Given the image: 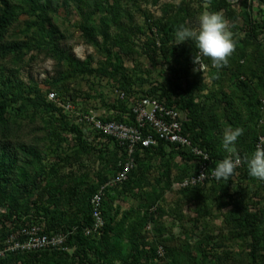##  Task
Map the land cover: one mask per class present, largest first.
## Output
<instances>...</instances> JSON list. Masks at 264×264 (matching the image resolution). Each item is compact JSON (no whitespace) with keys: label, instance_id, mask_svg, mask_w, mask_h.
<instances>
[{"label":"rangeland","instance_id":"374dc122","mask_svg":"<svg viewBox=\"0 0 264 264\" xmlns=\"http://www.w3.org/2000/svg\"><path fill=\"white\" fill-rule=\"evenodd\" d=\"M205 10L223 13L237 47L227 67L201 77L192 73L194 42L176 44L175 32L197 26ZM6 12L0 264H264V181L243 162L264 135L262 0H0V18ZM118 93L185 99L219 162L229 155L224 129L242 127L238 175L182 189L195 163L157 146L137 156L126 182L104 187L123 157L78 115L123 121L130 105ZM68 102L71 112L59 107ZM101 187L114 223L105 240L47 257L4 251L32 227L79 228Z\"/></svg>","mask_w":264,"mask_h":264},{"label":"built area","instance_id":"2783aa9c","mask_svg":"<svg viewBox=\"0 0 264 264\" xmlns=\"http://www.w3.org/2000/svg\"><path fill=\"white\" fill-rule=\"evenodd\" d=\"M195 67L194 65L192 73L201 75V77L206 76L210 70L214 69L210 65L206 72L200 73L194 71ZM118 98L129 103L133 116L132 125L113 120H102L92 110L78 115V122L89 127L97 135L109 140L121 151L123 159L119 162V169L110 184L104 185V187H116L126 182L134 166L136 150L142 152L157 147L158 141L163 142L168 147H173L175 151L188 150L193 158L196 171L181 183L182 189H192L216 181L212 172L218 162H215L206 150L194 145L189 135L183 133L182 124L186 121L185 112L178 110L174 105H168L164 99L145 96L133 102V100L128 99L125 93H118ZM49 100L55 101V95L50 94ZM59 107L65 112L73 110L69 102L62 103ZM262 142H264V135L259 136L257 145ZM240 166L232 175L233 177L238 175ZM201 173H204L206 178L200 177ZM104 187H101L89 202L91 216L89 225H84L80 229L73 227L70 230H60L55 233H46L44 229L32 227L23 230L19 240H11L10 245L4 251L9 250L21 254L67 251L68 238L77 235L78 230L85 239L89 241L98 240L105 228L103 217ZM159 255L161 256V254ZM2 257H4V253L0 252V258Z\"/></svg>","mask_w":264,"mask_h":264},{"label":"clouds","instance_id":"9594fccd","mask_svg":"<svg viewBox=\"0 0 264 264\" xmlns=\"http://www.w3.org/2000/svg\"><path fill=\"white\" fill-rule=\"evenodd\" d=\"M210 6L211 0H207ZM176 44L193 41L197 53L193 55L192 62L196 66L194 71L206 72L209 65L204 61L207 59L211 67L219 70L229 65L233 56L237 41L230 30L229 21L220 11H203L198 17L197 26L180 25L175 32ZM244 134L242 127H227L222 134V148L229 155L218 162L212 172L217 180H229L235 174L236 169L241 165L242 159L238 154L236 142ZM247 165L249 176L264 181V142L258 144L251 156L243 158ZM200 177L206 178L204 173Z\"/></svg>","mask_w":264,"mask_h":264},{"label":"trees","instance_id":"16d2710c","mask_svg":"<svg viewBox=\"0 0 264 264\" xmlns=\"http://www.w3.org/2000/svg\"><path fill=\"white\" fill-rule=\"evenodd\" d=\"M262 2L264 3V0H262ZM12 13L11 12H6L1 18H0V28L4 25H6L8 23V21L10 19H12ZM263 19H264V16H263ZM262 29H263V32H264V23L262 25ZM205 62V61H204ZM209 66L211 64H208ZM216 69H212L210 70V73L212 71H215ZM149 97V96H148ZM152 97V96H150ZM152 98H157V99H164L166 101V103L170 106H176V108L182 112H185L186 113V121L182 124V129H183V133L184 134H187L189 135V138L191 139V141L194 143V145H198L201 149H204L206 150L209 154H210V157L213 159V155L211 153V149L209 148V146L207 145V143L204 141L203 139V134L202 132H198L196 133V130L198 129L197 125L195 124V119H194V114H193V111L192 109L190 108V105L189 103H187V101L185 99H177L176 101H171V99H169L168 97H160V96H153ZM127 106V102H124ZM123 112L124 114L126 115L123 119V121L121 120H113V121H116V122H121V123H126L128 125H132V122H133V116L131 115V111H130V108H126V109H123ZM155 137V136H154ZM157 139V138H156ZM157 146L163 150H171L172 152H186L189 157L192 159V161L194 162L193 158L191 157L190 153L188 150H179V151H175L173 147H168L166 146L163 142L161 141H158L157 142ZM115 147H117L115 145ZM117 149L120 151V149L117 147ZM150 149H147V150H143L142 152H139L138 150H136L135 154H134V161L137 159V156H140L141 153L143 152H146ZM121 152V151H120ZM214 160V159H213ZM215 162H219L217 160H214ZM119 169V168H118ZM196 171V169H195ZM213 182H217L216 181H213ZM211 182V183H213ZM109 209H107L103 203V217H104V222H105V228L103 230V233L101 235V237L99 238V240H105L106 237L108 236V234L114 232V223H113V220L111 218H109V215L107 216L106 214L108 213ZM91 222V216H90V208H89V205H88V210H87V217H86V221L84 222V224L82 226H80L78 229H80L81 227H83L84 225H89ZM71 228L73 227H70L69 229L67 230H70ZM77 228V227H76ZM63 230V229H62ZM46 233H53V232H49V231H46ZM55 233V232H54ZM78 240H82L84 241L85 243H89V242H93V241H89L87 239H85L82 234L80 233V230H78V233L77 235L75 236H70L68 238V241H67V246L68 247H73L74 248V244H75V241L79 244V241ZM55 253V252H54ZM53 253H39V254H32V255H39V256H44V257H47L49 255H51Z\"/></svg>","mask_w":264,"mask_h":264}]
</instances>
